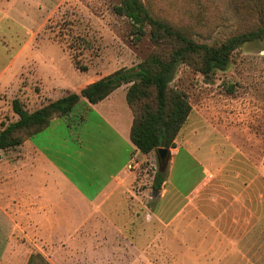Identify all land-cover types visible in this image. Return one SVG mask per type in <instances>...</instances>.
Returning a JSON list of instances; mask_svg holds the SVG:
<instances>
[{"label": "rangeland", "instance_id": "1", "mask_svg": "<svg viewBox=\"0 0 264 264\" xmlns=\"http://www.w3.org/2000/svg\"><path fill=\"white\" fill-rule=\"evenodd\" d=\"M232 1L142 0L153 16L186 27L207 44H220L245 28L232 12ZM120 4L0 0V130L18 118L14 100L32 112L134 68L154 51L149 27L137 41L129 19L114 11ZM169 87L186 94L191 112L177 136L179 155L163 171L167 183L153 199L156 159H136L129 168L135 181L127 209L141 216L148 208L154 221L134 238L116 242L124 248L136 243L138 252L121 248L111 255L108 246L94 251L92 233L71 243L63 236L74 234L79 225L74 222L66 225L67 233L56 223V237L47 238L45 224L31 223V206L15 196L22 185L16 164L26 153L16 147L0 151V168L10 171L0 176L9 215L0 221V264H27L35 254L51 264H264V40L241 45L226 70L207 76L180 62ZM172 184L186 195L169 189ZM135 222L137 217L131 225Z\"/></svg>", "mask_w": 264, "mask_h": 264}, {"label": "crops", "instance_id": "2", "mask_svg": "<svg viewBox=\"0 0 264 264\" xmlns=\"http://www.w3.org/2000/svg\"><path fill=\"white\" fill-rule=\"evenodd\" d=\"M126 92L122 86L95 105L82 100L77 110L70 114V121L55 118L47 129L18 146L17 151L26 153H20V162L16 164L21 166L16 169L15 176L22 185H17L15 196L26 201V207L31 206V223L45 224L47 238L56 237V223L63 224L64 233H67L66 225L74 222L79 224L74 234L71 230L70 236H63L71 243L77 236L84 240L92 233L96 239L94 251L108 246L111 255L119 254L121 248L134 254L138 252L136 243L124 248L116 242L121 238H134L136 231L150 228L154 221L147 207L141 216L132 215L127 209L131 200L127 198L128 193L135 181L129 168L136 159L152 161L155 158L158 163V156L155 152L143 155L131 143L133 114ZM29 145L31 150L27 152L25 147ZM169 152L171 163L179 155V149ZM8 172L9 168H0V176ZM169 189L181 197L186 195L176 184ZM150 193L153 199L154 190ZM7 197V186L0 182L1 222L4 217L7 222L9 217ZM12 216L10 221L15 222ZM135 217L137 222L131 225Z\"/></svg>", "mask_w": 264, "mask_h": 264}, {"label": "trees", "instance_id": "3", "mask_svg": "<svg viewBox=\"0 0 264 264\" xmlns=\"http://www.w3.org/2000/svg\"><path fill=\"white\" fill-rule=\"evenodd\" d=\"M231 5L232 12L241 22L247 23L243 24L245 28L220 44H207L196 41L186 27L171 25L153 16L142 0H121L114 8L115 13L129 19L137 41L145 36L146 27H149L154 51L136 67L120 69L86 85L79 93H67L32 112L14 100L12 110L18 118L2 124L0 151L22 145L47 129L53 119L68 117L82 100L95 105L126 85V100L133 114L130 141L135 150L148 155L161 148H176L177 135L191 112L186 94L169 87L176 66L180 62L189 63L205 76L216 70L224 71L233 52L241 45L264 40V0H233ZM78 69L86 70L85 67ZM165 181V172L157 170L152 190L160 191ZM27 264L51 263L41 254H35Z\"/></svg>", "mask_w": 264, "mask_h": 264}, {"label": "water", "instance_id": "4", "mask_svg": "<svg viewBox=\"0 0 264 264\" xmlns=\"http://www.w3.org/2000/svg\"><path fill=\"white\" fill-rule=\"evenodd\" d=\"M158 156L159 170L164 171L167 167V164L170 160V152L167 149L161 148L156 151ZM157 194V191H154L153 196Z\"/></svg>", "mask_w": 264, "mask_h": 264}]
</instances>
